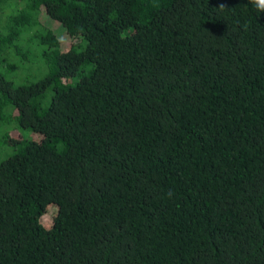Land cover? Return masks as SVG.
Masks as SVG:
<instances>
[{
    "label": "trees",
    "instance_id": "trees-1",
    "mask_svg": "<svg viewBox=\"0 0 264 264\" xmlns=\"http://www.w3.org/2000/svg\"><path fill=\"white\" fill-rule=\"evenodd\" d=\"M3 152L0 264H264V13L0 0Z\"/></svg>",
    "mask_w": 264,
    "mask_h": 264
},
{
    "label": "rangeland",
    "instance_id": "rangeland-1",
    "mask_svg": "<svg viewBox=\"0 0 264 264\" xmlns=\"http://www.w3.org/2000/svg\"><path fill=\"white\" fill-rule=\"evenodd\" d=\"M39 21L48 28H52L57 35L60 36L62 44H67L70 39L66 36L64 29L58 22H54L52 20H48L44 13H41L39 16ZM25 48L22 49V52H28L31 48L30 44L23 43ZM32 50V49H31ZM6 54H9V60L6 58ZM6 58V62L2 65V71L9 75V77L14 78L16 82H27V81H35L40 78L45 70L44 65L41 66L37 61H35L34 54H31L27 60H21L20 56L15 57L14 51L12 49H6V53L4 54ZM12 65V67H10ZM23 134L26 137L38 138V135L33 133L32 131H24ZM5 156V152L0 153V160ZM56 211V207L52 204L49 205L46 213L41 217V221L44 225L51 224V219L53 214Z\"/></svg>",
    "mask_w": 264,
    "mask_h": 264
},
{
    "label": "clouds",
    "instance_id": "clouds-1",
    "mask_svg": "<svg viewBox=\"0 0 264 264\" xmlns=\"http://www.w3.org/2000/svg\"><path fill=\"white\" fill-rule=\"evenodd\" d=\"M249 2L258 12L264 13V0H249Z\"/></svg>",
    "mask_w": 264,
    "mask_h": 264
}]
</instances>
